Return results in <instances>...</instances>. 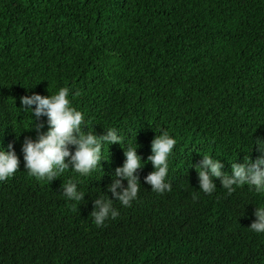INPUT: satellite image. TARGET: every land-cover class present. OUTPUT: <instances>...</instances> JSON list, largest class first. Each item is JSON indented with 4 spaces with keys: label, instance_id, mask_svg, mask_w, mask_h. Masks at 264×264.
<instances>
[{
    "label": "trees",
    "instance_id": "1",
    "mask_svg": "<svg viewBox=\"0 0 264 264\" xmlns=\"http://www.w3.org/2000/svg\"><path fill=\"white\" fill-rule=\"evenodd\" d=\"M61 87L85 132L115 128L145 162L137 199L113 202L119 216L100 227L90 214L101 195L115 200L108 188L126 159L121 145L104 146L87 177L69 169L38 180L24 168L25 138L48 128L20 98ZM162 130L177 143L172 190L158 194L144 180ZM258 137L264 0H0V147L13 144L21 160L0 182V264H264V234L249 229L264 194L245 185L229 195L218 179L204 194L191 166L212 155L231 174V163L260 156ZM70 179L84 200L62 194Z\"/></svg>",
    "mask_w": 264,
    "mask_h": 264
},
{
    "label": "clouds",
    "instance_id": "2",
    "mask_svg": "<svg viewBox=\"0 0 264 264\" xmlns=\"http://www.w3.org/2000/svg\"><path fill=\"white\" fill-rule=\"evenodd\" d=\"M70 96L71 89L61 87L48 96L32 94L20 98L22 108L32 117H47V132L40 134L35 140L25 138L21 147L24 168L38 180L53 181L69 169L81 177H87L101 168L104 146L119 144L122 147L124 142L115 128H108L104 136H97L94 130L85 132L82 127L85 122L84 114L72 105ZM43 127L41 124L36 130L40 132ZM176 143V139L163 130L152 140V155L147 162L154 171L145 177L144 183L150 185L155 193L163 194L172 190L167 178L169 158ZM254 143L260 156L253 161L250 155H245L243 163H231V174L222 172L223 164L219 159L212 155H202L200 164L191 165L198 173L200 192L207 195L214 193V181L218 179L229 195L245 185L257 194H264V138L258 137ZM139 147L140 145L136 147L131 144L126 150L122 147L126 159L122 167L115 169L114 183L108 188L115 200L107 195H101L95 200L90 216L96 226H103L109 218L115 220L119 216L113 202L118 201L122 206L130 207L137 199L141 184L137 172L145 167L143 158L137 154ZM20 164V157L13 144H9L7 150L0 147V182L13 177ZM122 181L127 182L126 187ZM62 194L69 201L76 202L85 197L84 192L78 190V182L72 179L62 185ZM254 216L255 220L249 229L254 233L264 234V206H257Z\"/></svg>",
    "mask_w": 264,
    "mask_h": 264
},
{
    "label": "bare ground",
    "instance_id": "3",
    "mask_svg": "<svg viewBox=\"0 0 264 264\" xmlns=\"http://www.w3.org/2000/svg\"><path fill=\"white\" fill-rule=\"evenodd\" d=\"M30 200V199H29ZM31 209V208H30Z\"/></svg>",
    "mask_w": 264,
    "mask_h": 264
}]
</instances>
